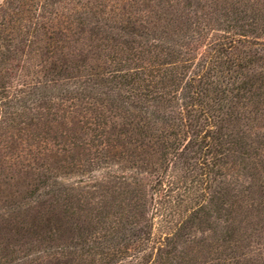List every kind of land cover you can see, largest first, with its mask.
<instances>
[{
  "label": "trees",
  "instance_id": "obj_1",
  "mask_svg": "<svg viewBox=\"0 0 264 264\" xmlns=\"http://www.w3.org/2000/svg\"><path fill=\"white\" fill-rule=\"evenodd\" d=\"M5 185L0 264H264V0H4Z\"/></svg>",
  "mask_w": 264,
  "mask_h": 264
},
{
  "label": "rangeland",
  "instance_id": "obj_2",
  "mask_svg": "<svg viewBox=\"0 0 264 264\" xmlns=\"http://www.w3.org/2000/svg\"><path fill=\"white\" fill-rule=\"evenodd\" d=\"M4 0H0V4L3 3ZM16 174H14L15 176ZM17 176V175H16ZM10 193V189L8 185L2 186V188L0 189V199L1 197H5V196H9ZM0 208L2 209L1 206V202H0ZM163 225L160 224V221H156V226H155V235L158 236L163 232Z\"/></svg>",
  "mask_w": 264,
  "mask_h": 264
}]
</instances>
